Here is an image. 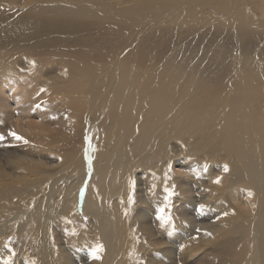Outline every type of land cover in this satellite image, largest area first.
Returning a JSON list of instances; mask_svg holds the SVG:
<instances>
[{
  "label": "bare ground",
  "instance_id": "6f19581e",
  "mask_svg": "<svg viewBox=\"0 0 264 264\" xmlns=\"http://www.w3.org/2000/svg\"><path fill=\"white\" fill-rule=\"evenodd\" d=\"M77 204L105 249L138 241L123 264L187 240L186 264H264V0H0V237L75 264L96 247ZM185 205L218 216L193 231Z\"/></svg>",
  "mask_w": 264,
  "mask_h": 264
},
{
  "label": "rangeland",
  "instance_id": "374dc122",
  "mask_svg": "<svg viewBox=\"0 0 264 264\" xmlns=\"http://www.w3.org/2000/svg\"><path fill=\"white\" fill-rule=\"evenodd\" d=\"M146 39L151 40V36H147ZM167 54H168V52H167ZM163 61H164V59H163ZM169 78L172 79L171 77H169ZM191 163L194 164V166L192 167V170H190L188 165H185V163H181V162L172 163L173 168L178 170V174H177L178 178H182L180 183H178V184L176 183L175 187L182 188L181 183H182V180H185V179H187L188 191H190V190L192 191L197 187L195 185L188 184L190 182V180H193V177H195V175L198 174V163L195 161H193ZM134 175L139 176L140 173L134 172ZM177 195L183 196L184 193H181L178 191ZM114 198H115V196H114ZM122 200H124L123 197H119L118 199H114L111 201V205L113 207H115V204L120 205V204H122ZM77 207L79 209L75 211V213L71 216V218L67 219L66 226L68 224H78L79 230L81 232H83L87 237H89V238L96 237V241H95L96 247H94V246L90 247V246L86 245L88 248L87 256H85L83 258L76 257L77 260L75 261V264H112V263L113 264H123L122 261L120 260L121 256L129 255L130 259H131L135 255V252L140 245L138 244V241L134 240L133 236L131 234H128V233L124 234L125 238H124V240L121 241V243L118 246H116L113 249H109V250L105 249L103 244L106 245V242L102 241L100 228L97 227V225H95V224H90L89 225L91 227L90 228L86 224V221H87L89 215L86 214L84 212V210L82 209V207H80L78 204H77ZM181 208H184V215H187V217L191 218L192 223L190 226H191L193 231L200 230V228H202L201 223H204L203 225L209 224L212 221H214L218 216V210H216L215 208L205 210V209H203L197 205H191V207L188 205H185L184 207L178 206L176 209L175 218L179 221V223H186L185 217L180 214ZM147 214L148 213H146L145 216ZM153 215H154V217L152 215H150L146 219V221L153 224L155 219L159 220L158 219V212L153 213ZM121 216H123V213L121 214ZM218 222L223 223L222 220H219ZM218 222L216 221L213 223H218ZM161 230H162V234L158 233L157 234L158 238L152 239V241L171 245L172 244L171 240H174V237L168 232L166 224L162 226ZM96 232L98 233V236H97ZM12 233L13 232H11V234H9L8 236L6 235V239L0 237V264H5L6 260L13 263V264H15V263L25 264L29 260H33L34 259V256L32 254L33 252L30 250V248L28 246V245H31V243H28V245L24 246L22 244V240H23L22 237L16 232H14V234H12ZM184 235L190 236V234L188 232L185 233ZM178 236H181V234L177 235V237ZM194 236L195 235H193V233H192V236H190L189 239L194 237ZM66 237L68 239H70L67 231H66ZM103 238H105V237H103ZM126 240L132 244L127 245ZM168 240H169V242H168ZM179 243L181 244V246H180V244L179 245L176 244V249H177L176 252L178 254L176 253L175 261L173 264H186L185 263L186 261L192 259V252L194 251V250H192V245H196V244L201 245V244L199 242H196L195 244H193L194 242L192 240H187L184 243H182V242H179ZM98 245L102 246V250L97 251L95 256H94V254H93L94 250L97 249ZM140 251L144 252V249H142ZM70 254L72 257L77 255L76 253L74 254L73 251H70ZM34 255L36 256V254H34ZM137 255H136V257H137ZM96 256H99V259H97ZM12 259L15 261L13 262ZM158 261H160V260H158Z\"/></svg>",
  "mask_w": 264,
  "mask_h": 264
},
{
  "label": "snow or ice",
  "instance_id": "6c2138e0",
  "mask_svg": "<svg viewBox=\"0 0 264 264\" xmlns=\"http://www.w3.org/2000/svg\"><path fill=\"white\" fill-rule=\"evenodd\" d=\"M11 135H13L16 139H22V137H19L15 132H12ZM227 166H225V171H227ZM216 183H219V178H217ZM170 207V205H168ZM158 219L161 220L162 222H167L171 219L170 215H166L165 214V209L164 208H160L159 209V213H158ZM102 250V246H97V249L94 250V256L96 254L97 251ZM97 259H99V256H96ZM5 264H9V261H5Z\"/></svg>",
  "mask_w": 264,
  "mask_h": 264
}]
</instances>
